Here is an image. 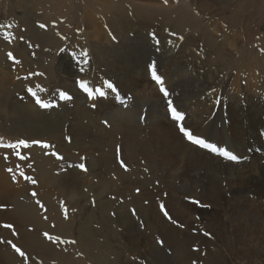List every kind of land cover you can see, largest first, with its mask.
<instances>
[{
  "label": "rangeland",
  "instance_id": "obj_1",
  "mask_svg": "<svg viewBox=\"0 0 264 264\" xmlns=\"http://www.w3.org/2000/svg\"><path fill=\"white\" fill-rule=\"evenodd\" d=\"M16 1L17 4H14L12 0H0V92L4 96V98L0 97V111L3 109L5 100V106L8 109L12 106V102H17L33 107V110L42 116H60L64 112L67 115L64 118L58 117L63 119L59 137L47 139L45 136L40 140V138L36 139L35 134L28 131L24 125L20 127L17 117L14 115L8 117L10 112L8 109L5 110L7 117L4 119L0 112V160L1 163L17 164L2 167V178L8 179L15 186H20L27 181L24 177H31L33 171L37 169L35 165L37 162L34 159L40 155L63 162L67 169L71 170L65 184L70 193L65 198L67 202L64 214L73 216V222L78 223L77 221L85 215L82 212L86 208L91 211L94 207V202L82 194L94 184L91 175L95 172L90 169V158L95 159L100 166L103 150L109 142H112V145L104 150V153L110 151L112 168L122 173L124 169L120 163L122 161L128 169L136 173L126 178L124 182L112 181L113 194L110 196L113 202L112 213L100 215L99 223L97 226L94 225L95 229H98V235L105 234L111 227L106 235L110 236L108 240L112 247L114 256L111 260L115 261L114 264H157L158 258L165 260V264H194V262L195 264H264V211L260 210V207L264 209L262 174L264 173V47L262 46L264 44V38H262L264 8L254 12L253 5L247 6L246 0H237V5L241 7L246 17L242 19V16L240 18L233 16V11L239 8L232 6L233 3L227 5L229 9L223 8V5L213 4L214 8L224 9V13L221 14L223 17L219 15L220 17H217L219 20L215 21L223 20L225 29H220L219 36L213 34L209 42L217 44L224 34H229L234 41L233 44L239 43L237 50L226 54L225 64L220 61L222 51L214 53L204 50V42L202 43L200 39L204 41L203 38L207 40V37L203 33L200 34L198 29H186L178 33L167 24L166 17L171 21L175 13H169V16L164 14L162 20H160L161 16L157 15L156 18H151L153 21H148L137 16L135 18L128 12L127 17L136 20L135 28L140 26L143 29L137 33L127 31V36L129 38L144 36L150 44L159 49L162 48V43L171 48H178L190 41L189 38L197 36L195 32L198 33V40L191 42L192 54L194 56L201 54L208 59L206 68L201 71L203 76L215 75L219 80L210 88L201 89L202 94L199 96L195 95L196 92L188 93L190 95L188 96L182 89L183 93L179 95L176 93L177 88L172 90L167 83L165 76L167 73L165 74L163 65L158 68L150 66V62L148 64L146 59L141 66L145 80L140 77L138 68L135 73L138 85L132 84V92L124 93L122 86L117 84L116 77L109 73L105 65L96 60L98 49L94 47L100 46V43L104 41L102 39L107 37L113 43L111 38L116 36L115 32L101 21L99 9H95L96 18H93L90 13L83 14L88 11L89 2L100 3V0H88L86 3L83 2L84 0ZM195 1L177 0L172 3V6L178 5L174 8L175 12L177 13L179 9L178 16H182L183 21L187 18L189 22L192 18L189 15L183 17L185 12L183 6ZM86 16L93 20L87 23ZM204 18L201 17L200 21ZM206 21L214 22L211 16H207ZM231 21L240 24L232 26ZM41 24L46 27L41 28L39 26ZM166 33L171 36L164 37ZM232 33H236L239 38ZM5 36L8 38L5 39ZM118 43L120 41L117 40V43L113 44ZM100 50L106 51V47H100ZM167 50L168 48L165 50L164 57L168 62L173 60V57L166 54ZM197 50L199 52L196 54ZM84 52L87 53L86 63L82 56ZM152 68H155L156 74L163 82V87L172 99L177 95L182 102L189 103L188 107L180 108L172 100L174 107L184 116L179 123L173 121L166 103L161 102V99L165 100V98L160 92V85L152 79ZM249 68L254 70L256 77L252 79L246 77L245 74L246 71L249 72ZM146 78L150 86L145 84ZM81 84L92 92L91 98ZM108 84H111L112 88H108ZM154 87L160 97L158 108L163 111V115L169 116L167 121L174 125V128H171L172 131L166 132L172 135L174 144L178 146L177 142H179V147L172 145L174 148L171 147L173 152L168 154L169 159L162 152L163 140H154L151 134L149 128L151 120L147 118L151 115L148 113L150 103L141 105V101L149 92L147 88ZM29 90L36 96L33 97ZM61 92L70 99L62 100L59 95ZM99 92H103L104 95H99ZM36 98L51 106L46 110L41 109L35 102ZM132 103L136 104L135 108L131 107ZM78 105L79 114H86L84 111H82L84 113L80 112L83 106L91 115V122L80 115L73 116L74 109H77ZM233 105H236L234 109L238 114L242 112V117L238 114L235 117L229 114ZM190 109H193L192 113ZM118 112H122L121 115ZM128 112L134 115L130 119L134 122V126L126 122L129 121L126 118ZM196 114L199 116L197 117ZM141 117H144L143 122ZM192 117L194 122L190 126L188 121L192 120ZM199 117L203 119V122H199L201 121V119L198 120ZM76 119L88 125V132L84 133L83 142L74 144L75 139L72 134ZM105 121L108 126L105 125ZM180 126L190 131L194 137L215 147L217 151L207 152L191 145L181 133ZM69 128L73 130L70 132ZM76 129L80 128L76 126ZM134 132L136 139H133L134 136H127L128 133ZM251 132L257 135L256 140L249 137ZM163 134L165 136V133ZM177 137L182 139L179 140ZM97 138L99 145L93 148L92 142L94 143V139L97 140ZM128 140L132 143L134 150L137 149L132 161L129 160V148L126 146ZM19 141H26L28 147L19 145ZM34 141H41L50 147H40L33 143ZM146 141L150 151L144 145ZM170 141L168 138L167 143H171ZM185 143L189 147L185 148ZM8 145H17V147L11 148ZM222 151L236 156L237 163L233 164L221 159L219 155ZM17 153L25 159H19ZM142 153L146 154L142 155ZM173 153H178V157ZM57 155L62 159H58ZM183 155L185 157H181ZM146 156L148 159L152 157L153 167L148 166L150 163L146 161ZM80 163L86 165V172L74 167ZM8 169L12 171L9 172ZM21 171L24 176L20 175ZM97 172L99 180L105 179L104 168H98ZM27 193V202L36 208L38 217L43 220L45 215L37 208L36 196H32L33 191ZM241 199L244 202H240ZM237 202L240 203L237 204ZM161 206L167 212V217L161 211ZM123 213L127 216L126 222L121 217ZM258 215L261 217L259 218ZM254 216L258 221L260 219L263 221L256 223ZM109 217L116 220L115 226L109 225L106 221ZM260 223L263 226H260ZM104 224L108 225V228L101 227L105 226ZM204 233L210 235H204ZM71 236L73 242L77 244L75 235L71 233ZM158 240L163 244L158 243ZM175 251L180 256H177ZM83 264H93V261L83 262Z\"/></svg>",
  "mask_w": 264,
  "mask_h": 264
},
{
  "label": "bare ground",
  "instance_id": "obj_2",
  "mask_svg": "<svg viewBox=\"0 0 264 264\" xmlns=\"http://www.w3.org/2000/svg\"><path fill=\"white\" fill-rule=\"evenodd\" d=\"M13 1H14V4H17L16 0H12V2ZM87 1L88 0H84L83 2L86 3ZM176 1L177 0H167V3H165V0H100V3H95L93 1L89 2L88 8H87L88 11L84 12L83 14L87 15V13H90L93 15V18H96L97 14L95 12V9H99L101 11V14L99 15V18L102 19L101 21L105 23L107 28H111L116 34L114 38H111L112 42L117 43V40L120 41V43H118L117 45H114L113 43L109 41V38L107 37L105 39H102L104 41L100 43V46L95 45L94 47L98 49L97 51L98 55H97L96 60L97 61L99 60L98 61L99 63L105 65L109 73L113 75L114 77H116L117 84L119 86H122V88L124 89V93L132 92L133 90L132 84L138 85L136 82V77H135V73H136V70H138V68L140 69V77H142L145 80L144 71L142 70V67H141L145 59L148 61V64L150 62V66L153 65L154 67L158 68L160 65H163L165 74L167 73V75H165L167 78V83L169 84L170 87H172V90L177 88L176 90L177 95L182 94L183 93L182 90H184L187 94L196 92L195 95L199 96V94H202L201 89L202 90L208 89L210 88L211 85H215L216 82H218L219 80L218 78L215 77V75L214 76H203V73H201V71H203L206 68L208 59L201 56V54L196 55V56L192 54L190 46L193 40L195 41L198 40L197 32H195L197 34V36L195 35L196 37L193 36V38H189L190 41H188L187 43L186 42L183 43L178 48L176 47L171 48V47L165 46L162 43L161 44L162 48L159 49L158 47H155L154 45L150 44L148 42V39L145 38L144 36H137V38L136 37L129 38L127 36V31H133L134 33H137L143 29L140 26H138L139 28H135L136 26H134V24L136 20H133L127 17L128 12L134 15L135 18L139 17V18H142L148 21H153V19L151 18L153 17L156 18L157 15L161 16L160 20H162L164 14L168 15L169 13L170 14L175 13L176 15L174 16L171 15L172 16L171 21L168 20V18L166 17L167 24L172 26L175 29V32H178V33L183 32L186 29H194V28L198 29L200 31L199 33L200 34L203 33L207 37V40H208L207 41L203 38L204 41H202L200 39L202 43L204 42L203 45H204L205 51L210 50L211 52H214V53H219L220 51H222L220 54V61L222 62V64H225L226 54H230L234 50L238 49L237 45L239 43H237L236 45L233 44L234 41L231 40V37L229 36V34H224L222 36L221 41L218 42L217 44H213L209 42L213 34L216 36H219L220 29H225L224 23L222 22L223 20L221 22L220 21L217 22L215 20L218 19L217 17L219 15L224 13L223 8L229 9V6L227 5H230L233 3L232 6L239 7V8H236L235 11H233L234 17L240 18L242 16V19L246 18L241 10V7L237 5L236 3L237 0H196L195 2H188L187 5L184 4L183 6V9L185 11L183 17H187L186 15H189V17L192 18L191 21L189 22L187 18H185L183 21L182 20L183 18H181L182 16H178L179 9H177V13L175 12L174 8L178 7V5L172 6V3ZM258 2L257 0H246L247 6L253 5L254 12H258L259 8H262V9L264 8V0H258ZM213 4L217 6L223 5L222 6L223 8H214ZM18 8H22V7L18 6ZM207 16H211V19L214 22L206 21ZM201 17L202 18L206 17V18H204V20L201 19L202 21H200ZM93 18L86 16L85 20L87 21V23H90V21L93 20ZM232 21L230 24L232 26H236L240 24V23L238 24L233 23ZM232 34L233 36L239 38L236 33H232ZM170 36L171 35L168 33L164 35V37L166 38ZM262 38H264V33H262ZM262 46L264 47V44ZM100 47L101 48L106 47V51L105 50L101 51ZM166 48H168V50L166 51V54L173 57V60H170L168 62L165 61V57H164ZM226 49H228L227 52H226ZM198 52H199L198 50L195 51L196 54ZM248 71L249 72L247 73L246 71V74H245L247 78L252 79L253 77H256L255 72L252 68H249ZM145 84L150 86L149 80L147 78H146ZM147 89H149L148 90L149 92L147 94V97L143 98V100L141 101V105L150 103L148 113L151 115L150 116L148 115L147 118L151 120V123L149 126L151 134L153 135L154 140H160V139L163 140L164 145H163L162 152H164L166 157L169 159L170 156H168V154L170 152L171 153L173 152L174 146L172 145L174 144V139L172 135H170L167 132H169V130H171L172 127L174 128V125L167 121V118L169 116L163 115V111L158 108L157 105L160 104V97L157 94L155 87L147 88ZM177 95H175L173 99L169 95L168 99L175 101L177 107H180V108L188 107L189 103L182 102V100ZM188 96L190 95L188 94ZM0 97L4 98V96L1 95V92H0ZM161 102L164 103L165 100L161 99ZM5 103L6 102L4 100L3 109L0 111L3 119L7 117L5 115V110L8 109V107L5 106ZM11 105L12 106H9V109H8L10 111L8 117H11V115H14L15 117H17L20 127L22 125L27 127L28 131L35 134L34 137L36 139L40 138L41 140L45 136L47 137V139H55L59 137L58 135H61L62 129L60 128V124L62 123L63 119H60L58 117L64 118L67 115L65 112L64 114L59 113L61 114L60 116L53 115L55 117L54 118L52 116L47 117V116L39 115L35 110H33L34 109L33 107H27L24 104L12 102ZM234 106L236 105H233L230 108L229 114H232L235 117V115L237 116L238 113L235 111L236 108ZM131 107L135 108L136 104L134 103L133 105L132 103ZM79 110L80 108L78 105V108L74 109L73 116L77 117L78 115H80L82 118H87L88 121L91 122L92 120L91 115L83 108V106L80 112L84 111L86 114L84 115L79 114ZM190 110H191L190 113H192L193 109H190ZM119 113L121 115L122 112H118V114ZM238 115L242 117V112H240ZM133 116L134 115L132 112H128L127 117H126L129 120V121H126L127 124H130L132 126H134V122L130 121V119H132ZM196 116L198 117L199 115L196 114ZM200 119L201 118L199 117L198 120ZM193 120L194 118L192 120H189L188 125L191 126L194 122ZM74 122L76 123V125H74L75 127H74V131L72 135H74L73 138L75 139L73 142L74 144H76L78 142H83L82 140L84 138V133L88 132V125L82 124V121H79L77 119ZM195 122H198V121H195ZM199 122H203V119H201V121ZM164 124H165V127H164ZM76 126L79 127L80 129L77 130ZM162 129L164 130V132H160V130ZM252 129H247V130L252 131ZM71 130L73 129H70V132ZM236 130H238V128ZM236 130L235 132L237 133ZM196 132L198 133L199 131H196ZM75 133L77 134L76 136H75ZM163 133H165V136ZM213 133L214 131L212 132V134ZM236 133L234 134L236 135ZM135 134H136L135 132L132 134L128 133L127 136L129 137L134 136V138L133 137L132 138L136 139ZM108 136L110 135L108 134ZM249 137H251L252 140H256L257 135L251 132L249 134ZM168 138H170L171 143H167ZM177 138L179 139V137ZM94 140H93L94 143L92 142L93 148H97L99 145L98 138L97 140L96 139ZM126 143H128L126 146L127 148H129V160L132 161L131 159H133V157L135 156L134 154L137 149L134 150V148L131 146L132 143L129 140ZM147 143L148 142L146 141L144 145L149 149V147L147 146ZM177 143H178V146L177 144H174L175 147H179V142ZM111 145H112V142H109L108 146H111ZM184 145H186V147ZM184 145L183 146L187 148L188 144L185 143ZM151 147H152V144H151ZM188 149H185V150H188ZM104 150H103V156L101 157L102 163L100 166H99V163L96 162L95 159L90 158V164H91L90 169L91 171H94L96 175L95 174L91 175L94 181V184H92V186L87 188L86 191L82 194H84L88 200H91L94 202L93 204L94 207L91 208V211L86 208L82 212L83 214H85L84 216H82L83 218L80 221L76 220L78 223L73 222V219H72L73 216L70 217L64 214L65 204L67 202V199L65 198H66V195L70 193L69 188H66L65 184L67 182V175L71 173V170L67 169L66 165L63 162L58 161V160L55 161V158L54 159L48 158V156L46 158L45 156L40 155L38 158L34 159L37 162L35 164L37 169L34 170L31 175V178L34 179L36 183L32 184L30 181L27 180L26 182H23L20 186H15L11 184L8 179L2 178L1 168L8 167V166H16L17 164L12 163V162L1 163V160H0V179H1L0 180V264H83V262H88V261H93V264H114L115 261L113 262L111 260V257L114 255L112 254V251H111L112 247L109 244L110 242L108 240L110 236H108L109 234L106 235V233L109 231L111 227L108 228V225L104 224L105 226H101V227L108 228V230H106L107 232L105 234L102 233V235H98V229H95V226H97V224L99 223L101 219V218L99 219L100 215L103 216V214L107 215L109 213H112L111 208H112L113 202H112V199L110 198V196L113 194L112 193V190H113L112 181L124 182L126 178L132 177L136 173L134 170H131L128 168L127 170H125L124 168L122 170V173L116 172V170L112 168L113 164L111 161V156L109 154L110 151L108 150L106 151V153H104ZM156 150L157 148L155 149V151ZM148 152H147V155H148ZM145 154L142 153V155H145ZM175 155L177 156L178 153ZM181 157H185V156L183 155ZM151 158L148 159L147 156L145 157L146 161L150 163L148 164L150 168L153 167ZM192 158L193 157H191V159ZM153 160H155V158ZM190 163H194V162H190ZM100 167L104 168L105 176H106L105 179L103 178L101 180H99L98 172H97L98 168ZM152 171H155V170H152ZM262 174L264 177V173ZM108 177L109 179H107ZM243 184L245 185V183ZM29 191H33L37 194L36 200L40 202V204L37 203V208L40 212H42L45 215V218L43 220H40V218L38 217V212L36 208L30 205L26 200L28 199L26 195H28L27 192ZM106 195H108L107 198H106ZM240 202H244V201L242 200ZM240 202H237V204ZM41 204L43 205V207H41ZM62 204H63V207H61ZM76 206L78 207V204H76ZM260 208H261L260 210L264 211L262 207ZM223 216L225 215L223 214ZM255 216H254V220H257ZM121 217L124 220V222H126L127 216H125L124 213L121 214ZM251 218H253V216ZM260 220L263 221L262 219ZM106 221L109 223V225L115 226L117 224L116 220H114L112 217H109V219ZM259 221L257 220L256 223ZM253 224H255L254 221H253ZM123 225L125 226L124 223ZM263 225H261L260 223V226H263ZM98 228L100 229V227ZM250 231L248 230V232ZM99 232L101 233V231ZM45 233H47L48 236H50L52 239L46 238V236L44 235ZM71 233L75 235L77 239V244L73 243ZM98 237H100V239H98ZM16 248H19L25 255L21 256L15 250ZM177 249H178V246H177ZM175 254L177 256H180L177 251H175ZM156 263L165 264V260L163 261L161 258H158Z\"/></svg>",
  "mask_w": 264,
  "mask_h": 264
},
{
  "label": "snow or ice",
  "instance_id": "obj_3",
  "mask_svg": "<svg viewBox=\"0 0 264 264\" xmlns=\"http://www.w3.org/2000/svg\"><path fill=\"white\" fill-rule=\"evenodd\" d=\"M165 3H167V0H165ZM39 26H40L41 28H45V27H46V26L43 25V24H41V25H39ZM7 38H8V37L5 36V39H7ZM9 56L11 57V54H9ZM82 56H84V58H85L84 62L86 63V62H87V53H86V52L82 53ZM151 76H152L153 81H155L157 84L160 85V92L162 93L163 97L165 98V102H166L167 110H168V112H169L171 118H172L174 121H176V122L179 123L180 121H182V120L184 119V116H183L182 113H180V112L174 107L173 101L170 100V99H168L169 92L163 87V82H162L161 78L156 74V70H155V68H152V69H151ZM81 87H82L83 90L88 94L89 98H91V97H92V92L89 91V89H88L87 87H85L83 84H81ZM107 87H108V88H112V85H111V84H108ZM29 91H30V93L33 95V97L36 96V94L33 93V92H31V90H29ZM97 91H98V90H97ZM59 95H60V98H61L62 100L70 99V97H68V96H67L65 93H63V92L59 93ZM99 95L103 96L104 93H103V92H99ZM35 102H36V104H37L41 109H45V110H46V109H48V108L51 106V105H49L48 103H44V102H43L42 100H40L39 98H36V99H35ZM143 120H144V117H141V122H143ZM104 123H105L106 126H108V124H107L106 121H105ZM180 131H181V133L183 134V136L187 139V141H189L190 143H192V144H194V145H199V146H201V147H203V148H209V147H211L210 145L206 144L202 139L194 137L193 134H192L190 131L186 130L183 126H180ZM33 143H35L36 145H38V146H40V147H45V148L50 147V145H47V144H45V143H42L41 141H34ZM18 144H19V145H22V146H24V147H28V143H27L26 141H19ZM8 147L16 148L17 145H8ZM211 150H212L213 152H216V151H217V149H216L215 147H212ZM17 155H18L19 159H21V160L25 159V157L20 156L19 153H17ZM221 155L224 156V157H226V158L229 159V160H232V161H234V160L237 159L236 156H234V155H229V153H228L227 151H222V152H221ZM118 157H119V150H118ZM57 158H58V159H62V157H59L58 155H57ZM5 159H7V157H5ZM82 159H83V158H82ZM120 163H121V166L124 167L125 170H127L126 165H124L122 161H121ZM69 167H73V165H69ZM74 167H76V168H78V169H80V170H82V171H85V172L87 171V167H86V165H85L84 163H80V164L74 165ZM8 171L11 172L12 169H8ZM145 171H147V169H145ZM20 175H21V176H24V173L21 171V172H20ZM24 178H25L26 180L30 181L32 184H35V183H36V181H35L34 179H32L31 177H26V176H25ZM13 179H15V177H13ZM137 192H139V190H137ZM36 195H37V194H36L35 192L32 193V196H33V197H35ZM37 203L40 204L39 201H37ZM197 203H198V202H197ZM41 207H43L42 204H41ZM61 207H63V204L61 205ZM161 211L163 212V214H164L166 217L168 216V214H167V212L165 211V209L163 208V206H161ZM133 214L135 215V211H134V210H133ZM65 218H67V217H65ZM168 218L171 219L170 217H168ZM44 235L46 236V238H48V239H52L50 236H48L47 233H45ZM204 235H210V234H209V233H204ZM73 243H74V242H73ZM158 243L163 244V242H162V241H159V240H158ZM13 247H15V246H13ZM15 250H16L21 256H24V255H25V254H24L19 248H16ZM194 250H195V249H194ZM194 264H195V262H194Z\"/></svg>",
  "mask_w": 264,
  "mask_h": 264
}]
</instances>
